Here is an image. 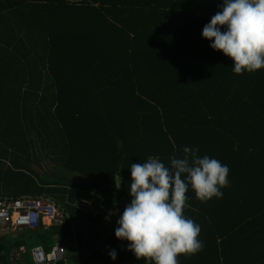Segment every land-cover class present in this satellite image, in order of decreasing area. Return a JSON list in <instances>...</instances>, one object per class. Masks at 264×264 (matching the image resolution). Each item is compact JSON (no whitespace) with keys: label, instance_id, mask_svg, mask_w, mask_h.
Returning a JSON list of instances; mask_svg holds the SVG:
<instances>
[{"label":"trees","instance_id":"1","mask_svg":"<svg viewBox=\"0 0 264 264\" xmlns=\"http://www.w3.org/2000/svg\"><path fill=\"white\" fill-rule=\"evenodd\" d=\"M222 3L0 0V197L45 196L63 211L32 235L1 230L0 264H31V245L53 242L60 264H78L76 250L83 264H149L83 179L114 188L120 176L130 203L131 164L170 166L184 147L230 171L222 197L189 188L203 248L179 264H264V68L234 73L202 36ZM91 223L106 234L84 249Z\"/></svg>","mask_w":264,"mask_h":264},{"label":"clouds","instance_id":"2","mask_svg":"<svg viewBox=\"0 0 264 264\" xmlns=\"http://www.w3.org/2000/svg\"><path fill=\"white\" fill-rule=\"evenodd\" d=\"M221 9L203 27L210 47L233 61L236 74L264 68V0H223ZM198 151L184 147L183 157L171 158L170 166L152 157L131 164L132 199L117 220L115 235L129 242L128 250L138 259L179 264L181 254L202 250L201 227L185 215L191 207L187 193L191 188L201 202L222 197L230 169ZM109 255L117 258L114 249Z\"/></svg>","mask_w":264,"mask_h":264},{"label":"built area","instance_id":"3","mask_svg":"<svg viewBox=\"0 0 264 264\" xmlns=\"http://www.w3.org/2000/svg\"><path fill=\"white\" fill-rule=\"evenodd\" d=\"M127 204L122 201L108 207H101L102 219L110 222L116 229L117 220ZM62 215L61 208L45 196L0 197V231L14 229L18 233L27 235L47 221L60 220ZM32 255L31 264H60L67 260L65 246L59 244L51 245L48 250L42 245H35L32 248ZM75 257L78 264H83L78 253Z\"/></svg>","mask_w":264,"mask_h":264},{"label":"crops","instance_id":"4","mask_svg":"<svg viewBox=\"0 0 264 264\" xmlns=\"http://www.w3.org/2000/svg\"><path fill=\"white\" fill-rule=\"evenodd\" d=\"M83 181L84 182H86L87 184H89V186L92 188L91 190V192H93V194H96V195H91L92 196V198H97V201H96V203H97V206H99V205H101L100 206V208L101 207H108L109 205H113V204H117V203H120V202H122L121 200H120V198H119V196H116V195H113V194H111V193H109V192H107L106 190H105V188H106V186L103 184V183H101V182H99L98 180H96V179H88L87 177H84V179H83ZM100 183L103 185V186H101L100 185ZM112 188V187H111ZM115 188V187H114ZM99 193H98V192ZM103 192H106V193H108L109 194V196H113V197H115L116 198V200H111V201H107V197L106 198H103L102 196H101V193H103ZM108 196V197H109ZM99 203H101V204H99ZM89 204H91V203H89ZM99 204V205H98ZM96 206V207H97ZM53 221L54 220H52V221H50V222H48L47 221V223H43V224H41V226L39 227V229H41L44 225L45 226H47V227H45V228H48L49 226H50V224L51 223H53ZM60 220H57V222H59ZM90 226H91V228H93L92 230H91V232H92V235H91V237L89 236V235H87V238H83V240H82V243H83V246L85 247L84 249H87V245L91 242V244H93V242L95 241V239H98L99 238V236H100V234H101V232H103V234H106V226L104 225V224H100V223H91V224H89ZM101 226V227H100ZM99 227L101 228V229H99ZM37 230V229H36ZM36 230H34L33 232H31V235L36 231ZM94 233V234H93ZM28 235V234H27ZM79 235V234H78ZM54 244H59V245H64V244H62V243H59V242H53V244H50V245H54ZM35 245H42V244H32L31 245V258H32V261H33V255H32V248L35 246ZM43 246V245H42ZM79 254L80 255V253L76 250L75 251V256H76V254ZM32 263V262H31ZM103 264V263H102Z\"/></svg>","mask_w":264,"mask_h":264},{"label":"water","instance_id":"5","mask_svg":"<svg viewBox=\"0 0 264 264\" xmlns=\"http://www.w3.org/2000/svg\"><path fill=\"white\" fill-rule=\"evenodd\" d=\"M119 183V188H117L115 186V188H111V187H106L105 190L113 195H116V196H119L120 200L125 202V203H128V198L127 196L124 194L123 192V188H122V181H121V177L120 176H117L116 178V184ZM101 186H103L101 183H100ZM101 229V228H99ZM101 236V234H100Z\"/></svg>","mask_w":264,"mask_h":264},{"label":"rangeland","instance_id":"6","mask_svg":"<svg viewBox=\"0 0 264 264\" xmlns=\"http://www.w3.org/2000/svg\"><path fill=\"white\" fill-rule=\"evenodd\" d=\"M111 200H116V198L113 197V196H109V197H107V201H111ZM96 201H97V198H91V205H92V206H95ZM99 204H101V203H99ZM99 204H98V205H99ZM100 206H101V205H99L98 208H100ZM77 220H78V219H77ZM78 221H79V220H78ZM91 229H93V228H91ZM87 232H88V231H87ZM81 233H82V232H81ZM81 233H80V231L78 232L79 235H80Z\"/></svg>","mask_w":264,"mask_h":264}]
</instances>
